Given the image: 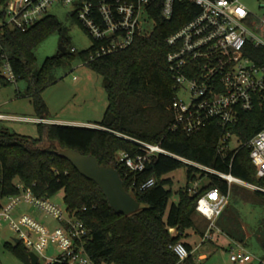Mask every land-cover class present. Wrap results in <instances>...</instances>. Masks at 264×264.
Listing matches in <instances>:
<instances>
[{"label": "trees", "instance_id": "obj_1", "mask_svg": "<svg viewBox=\"0 0 264 264\" xmlns=\"http://www.w3.org/2000/svg\"><path fill=\"white\" fill-rule=\"evenodd\" d=\"M160 7L161 2L151 10L153 30L137 37L128 48L90 60L101 46L92 40V46L79 54L85 64L103 77L108 93L106 113L102 120L94 122L100 128L41 122L37 124L39 136L35 138L9 130L0 132V196L20 194L17 183L24 184L41 199L64 191L66 207L90 230L86 250L96 264H181L173 248L183 243L191 252L193 247L184 241L190 236L189 231L201 237L205 234L194 219L199 196L213 188L228 191L227 182L216 175L166 155L153 158L143 172H130L118 163L117 154L120 151L139 154L141 150L135 140L160 145L174 155L231 173L246 183L264 185L263 179L257 177L248 147L236 154L220 152L223 129L218 123L190 136L172 130L174 116L170 107L176 90L167 63L170 51L167 39L191 20L199 8L177 1L173 18L166 20ZM71 16L87 33L76 10ZM56 31L64 34L62 24L51 14L26 32L0 29V80L10 83L1 76L8 64L17 82H27L25 95L31 98L37 118L42 120L50 119L42 93L54 82V71L66 60L72 61L77 52L74 48L69 52L68 40L64 38L62 47L66 51L47 58L37 69L35 51ZM230 129L243 142L264 130V103H257L251 112H243ZM67 148L93 155L101 165L115 167L127 191L141 204L140 210L131 215L116 214L98 185L59 156V150ZM183 167L187 169L188 182L177 192L178 201L174 202L173 183L164 177ZM152 178L155 185L141 189V184ZM203 178L208 183L197 195H190V184ZM254 193L264 203V193L256 190ZM228 235L242 242L236 231L229 230ZM6 246L22 264H31L22 243ZM183 263L193 264L192 256Z\"/></svg>", "mask_w": 264, "mask_h": 264}, {"label": "built area", "instance_id": "obj_2", "mask_svg": "<svg viewBox=\"0 0 264 264\" xmlns=\"http://www.w3.org/2000/svg\"><path fill=\"white\" fill-rule=\"evenodd\" d=\"M177 1L193 3L199 11L167 39L170 47L167 63L176 90L170 107L174 116L172 130L190 136L206 129L211 123H218L223 129L220 152L236 154L248 147L257 177L264 181V130L243 142L230 129L238 123L243 112H251L257 103H264V19L256 18L241 0H0L3 8L0 29L26 32L50 15L52 7L74 6L77 18L90 38L101 43L95 54L90 56V60H94L126 49L137 37L149 33V26L154 28L155 25L151 10L157 3L161 2V15L171 20ZM4 69L9 74L7 80L16 83L17 77L11 67L6 64ZM0 119L4 116L0 115ZM135 142L141 150L139 154L133 156L124 151L117 154L118 163L132 173L143 172L153 158L166 155L227 182V193L213 188L197 200V213L209 222L201 244L216 240L221 232L215 223L229 204L233 184L264 193V185L255 186L235 178L231 173L186 160L160 145ZM155 182L152 178L141 184V189H148ZM17 188L20 194L5 197L8 199L6 206H2L3 198L0 196V222H10L11 228L19 234L14 244H18L16 240L22 243L29 253L39 257V263L44 258L46 264H96L86 250L90 230L75 212L68 208L64 211L49 199L36 197L22 183H17ZM199 190L197 184L190 187V195H197ZM23 202L33 203L59 220L61 226L50 232L29 215L13 220V210ZM33 235L36 239L32 238ZM234 243L237 249L232 250L231 261L240 264L251 262L253 257L246 248L237 241ZM49 245L60 248L61 253L46 258L44 251ZM173 249L180 262L194 253V250L188 251L183 243H178ZM259 263L264 264V259H259Z\"/></svg>", "mask_w": 264, "mask_h": 264}, {"label": "rangeland", "instance_id": "obj_3", "mask_svg": "<svg viewBox=\"0 0 264 264\" xmlns=\"http://www.w3.org/2000/svg\"><path fill=\"white\" fill-rule=\"evenodd\" d=\"M242 4L256 18L264 19V0H241ZM3 8L0 5V24L3 22L1 16ZM75 10L74 6L56 5L51 8L50 14L55 16L64 30V34L59 31L53 32L45 41L36 49L37 63L39 69L44 61L56 56L61 52L60 48L64 38L68 40L69 52L76 49L74 59L66 60L65 63L58 67L54 73V82L43 93L42 97L46 103L51 119L61 121H87L98 122L103 119L109 105L108 93L106 91L103 77L96 72L91 66L85 64L80 58V52L89 49L92 46V39L79 26L76 20L71 16ZM153 30V26H149ZM1 76L9 78L8 72L3 69ZM27 82L20 80L16 83H7L0 80V113L15 117L32 118L37 117L35 106L30 97L26 96ZM182 98L187 99L186 96ZM38 123L26 120H6L0 121V132L9 130L27 135L38 137ZM64 125H74L63 123ZM85 127V126H83ZM89 128H100L97 125L86 126ZM173 183V191L176 193L172 201H178L177 192L187 185V169L180 168L167 174ZM208 180L203 178L191 183L194 187L196 184L200 189ZM255 190L239 184H233L230 192L229 204L223 215L216 221L215 225L220 229L216 240L202 243V237L194 231H189L191 236L187 242L194 246L200 245L192 255L193 264H240L231 261V252L236 250V239L228 235L229 230H234L241 237L243 245L247 252L253 257L251 262L246 264H258L259 259H264V203L256 195ZM49 201L66 211L64 202V191H60ZM8 203L7 198L1 200L2 206ZM23 215L33 217L37 222L44 225L50 232L61 226L59 220L47 214L33 203L23 202L13 210L12 219L18 220ZM196 224L200 230L206 232L209 222L198 213L194 216ZM26 230V229H25ZM27 231V230H26ZM19 234L15 232L10 222H0V263L1 264H22V262L9 250L6 244H14ZM36 239V236H32ZM61 253V249L49 245L44 251L46 258ZM205 255V258L201 256ZM40 264H46L45 259H40ZM188 264V263H181Z\"/></svg>", "mask_w": 264, "mask_h": 264}, {"label": "water", "instance_id": "obj_4", "mask_svg": "<svg viewBox=\"0 0 264 264\" xmlns=\"http://www.w3.org/2000/svg\"><path fill=\"white\" fill-rule=\"evenodd\" d=\"M65 52L66 48H60ZM59 156L68 160L84 177L94 181L106 196L111 208L116 214L131 215L138 212L141 204L131 195L124 186L118 170L113 166L101 165L93 155H83L75 149H61ZM19 243L18 240H16ZM31 264H39V257L29 253Z\"/></svg>", "mask_w": 264, "mask_h": 264}, {"label": "crops", "instance_id": "obj_5", "mask_svg": "<svg viewBox=\"0 0 264 264\" xmlns=\"http://www.w3.org/2000/svg\"><path fill=\"white\" fill-rule=\"evenodd\" d=\"M0 115L4 116V119H0V121H6V120H26V121H33L36 123H47V124H63V123H70V124H74L75 126H90V125H95L94 122H87V121H61V120H56V119H48V120H42L39 119L37 117H32V118H22V117H15V116H10V115H5V114H1ZM190 236L191 233L189 232ZM185 242H187V239L184 240ZM189 243V242H188ZM193 249L192 250H197L196 248L198 247V245L194 246L193 244L189 243ZM199 249V248H198ZM201 258H205V255L201 256Z\"/></svg>", "mask_w": 264, "mask_h": 264}]
</instances>
